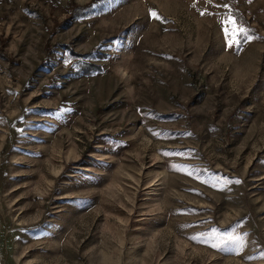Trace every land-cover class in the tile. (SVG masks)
Wrapping results in <instances>:
<instances>
[{
    "label": "rangeland",
    "instance_id": "obj_1",
    "mask_svg": "<svg viewBox=\"0 0 264 264\" xmlns=\"http://www.w3.org/2000/svg\"><path fill=\"white\" fill-rule=\"evenodd\" d=\"M0 264H264V0H0Z\"/></svg>",
    "mask_w": 264,
    "mask_h": 264
},
{
    "label": "snow or ice",
    "instance_id": "obj_2",
    "mask_svg": "<svg viewBox=\"0 0 264 264\" xmlns=\"http://www.w3.org/2000/svg\"><path fill=\"white\" fill-rule=\"evenodd\" d=\"M224 6L227 7V5ZM201 14L203 15L204 13ZM151 15L159 19V17L154 12L151 13ZM224 23L228 25V27L223 28V36L227 47H231L234 44H239L240 43L239 37L241 36H243L246 41H250L251 39H253V37L248 35V30L245 29L243 26H238L236 20L231 15L228 16V18L224 21ZM177 155H181V154L177 153ZM238 182L239 181H237V183ZM230 239L235 240L238 238L232 237ZM213 247H216V245H213Z\"/></svg>",
    "mask_w": 264,
    "mask_h": 264
},
{
    "label": "trees",
    "instance_id": "obj_3",
    "mask_svg": "<svg viewBox=\"0 0 264 264\" xmlns=\"http://www.w3.org/2000/svg\"><path fill=\"white\" fill-rule=\"evenodd\" d=\"M71 4H72V9H73L74 12H78L79 10H81L80 7H76V6L74 5L73 1L71 2ZM81 11H83V10H81Z\"/></svg>",
    "mask_w": 264,
    "mask_h": 264
}]
</instances>
